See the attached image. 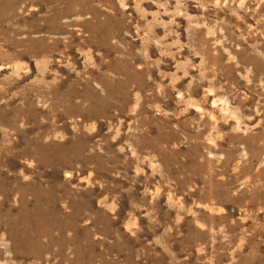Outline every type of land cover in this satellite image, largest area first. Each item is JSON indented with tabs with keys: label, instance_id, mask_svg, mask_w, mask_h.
I'll return each instance as SVG.
<instances>
[{
	"label": "rangeland",
	"instance_id": "374dc122",
	"mask_svg": "<svg viewBox=\"0 0 264 264\" xmlns=\"http://www.w3.org/2000/svg\"><path fill=\"white\" fill-rule=\"evenodd\" d=\"M0 264H264V0H0Z\"/></svg>",
	"mask_w": 264,
	"mask_h": 264
}]
</instances>
